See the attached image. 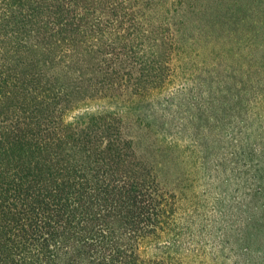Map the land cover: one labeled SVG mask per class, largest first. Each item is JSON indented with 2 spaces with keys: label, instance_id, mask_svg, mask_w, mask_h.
Masks as SVG:
<instances>
[{
  "label": "trees",
  "instance_id": "obj_1",
  "mask_svg": "<svg viewBox=\"0 0 264 264\" xmlns=\"http://www.w3.org/2000/svg\"><path fill=\"white\" fill-rule=\"evenodd\" d=\"M158 5L0 0V264H165L141 249L171 235L175 196L125 137L120 115L68 120L70 109L123 83L161 85L174 46L170 23L178 24L140 15ZM253 20L258 50L264 18ZM123 61L137 72L121 71ZM252 71L264 75V55L252 58ZM263 99L257 94L238 130L241 155L252 153V205L264 198ZM260 211L252 207V264H264Z\"/></svg>",
  "mask_w": 264,
  "mask_h": 264
},
{
  "label": "rangeland",
  "instance_id": "obj_2",
  "mask_svg": "<svg viewBox=\"0 0 264 264\" xmlns=\"http://www.w3.org/2000/svg\"><path fill=\"white\" fill-rule=\"evenodd\" d=\"M156 2L154 13L140 8V15L172 16L178 24L170 23L174 46L161 85L123 83L70 109L68 120L82 112L120 115L125 137L175 196L171 235L162 239L172 244H143V256L165 264H252V207H264V198L252 205V153L241 155L238 130L257 94L264 96V75L252 71V58L264 55V32L252 50L253 18H264V0ZM118 67L137 72L131 61ZM219 99L229 102L227 110Z\"/></svg>",
  "mask_w": 264,
  "mask_h": 264
}]
</instances>
